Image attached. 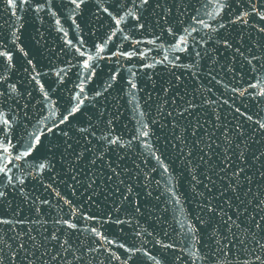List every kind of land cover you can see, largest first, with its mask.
Returning <instances> with one entry per match:
<instances>
[{"label":"water","instance_id":"obj_1","mask_svg":"<svg viewBox=\"0 0 264 264\" xmlns=\"http://www.w3.org/2000/svg\"><path fill=\"white\" fill-rule=\"evenodd\" d=\"M35 2L36 0H32L33 6ZM202 3L203 0H167L161 8H156L155 0H150L151 7L146 6L144 10L136 12V15L141 17L139 21L127 16L117 26L108 13H112L117 19L125 15L124 11H118V0H99V4L97 0H87L86 4L81 5V8L75 11H73L74 5H70L68 0H52L51 5L46 4L44 11L39 13L33 11L32 7L28 5H24L23 8L9 9L6 0H0V42L3 43L4 50H10L13 55V67L7 72L8 80L0 85V91L8 89L9 84H15L17 91L24 94L23 98L19 99V104L21 106L27 104L26 109L17 108L16 103L12 100H9L5 105L6 111L14 109L17 116L14 122L16 126H14L11 136L12 144H15L17 148L20 147L18 136L24 134L25 126L29 131L31 130L29 121L35 123L42 115H51L53 119H58L60 114L64 113V109L68 107L70 97L79 91L76 86L82 82L85 86V94L89 99L85 101L84 114H77L73 121L74 128L69 133L73 137V141L79 139V134L75 129L89 127V119L96 126L97 137L107 127V121L111 120L114 135L122 136L125 143L132 140L130 148L122 149L119 152L120 159L118 161L121 179L126 180L127 184L133 188V191L128 193L124 185L120 186V191L129 197L128 200H124L123 196L114 193L115 183L111 185V191L107 185L96 188L92 200L88 199L89 190L86 189V182H82L84 186H79L73 192V182L69 178L70 173L67 165L57 154L55 168L50 173L53 179L51 181L43 180V185L47 186L51 183V188L41 186L39 181L33 180L28 175L32 168L31 163L25 165L21 160L14 161V164L9 165L12 168L9 175L15 176L17 179H24L25 183L21 192L9 189L11 192L8 198L9 203L0 208V212H3L6 218L15 219L19 216L26 220L35 219L33 207L40 206V200L47 199L50 204L42 206V215L39 219L48 221L47 227L51 229L54 227L53 218L58 215L64 216L69 210V206L65 205L63 199L60 198L63 197L71 200L81 213L97 217V221L88 222L87 225L81 221V227L95 226L110 239L115 240L117 244L123 243L126 247L141 249L133 260L128 261V264H134V262L135 264H155L154 260L142 255L143 251L155 256L162 264H192V260L187 255L188 249L191 248L195 251L200 245L193 243L195 237L183 236L190 226L200 229L199 237L203 245L202 255L209 257L197 260L195 264H220L221 261H225V256L217 251L215 239L211 237V228L198 222V218L204 216L200 211V203L204 197H209V193L203 184L195 183L193 176L197 180L205 181V174L210 175L211 172L207 165L196 159L200 154L198 149L193 156L194 163L186 166L185 156L193 150L191 145L194 138L191 136V129L184 131L180 128L174 129L173 125L176 121L173 117L167 116V113L173 111L175 107L172 100L176 98L174 93L177 90L181 95L187 93L184 96L185 100L195 97L194 103L201 106L196 110V116H190L188 119H198L209 132L215 131L216 144H222V131H229L233 134V144H240V148L235 149L237 156L239 151L245 148V144L248 145L245 156L249 166V175H253L254 178L252 189L256 191L257 184L262 182V178L257 172L260 165L253 160V153L257 150L264 151V136L252 121L246 119V116L251 115L253 121L256 119L264 121V103H257L258 97L255 100L247 94L240 97L230 90L233 86L246 87V82L251 79L252 74L242 61H234L235 71L233 74L221 72L219 66L216 65L213 75H216L217 80L221 81L219 84L211 81L208 76L213 65L207 58L200 62L198 69L192 70L198 73L196 76L190 75L182 68L172 67L171 62L174 56L180 57V61H176V63L186 64L189 61L186 58V53L174 51L170 47L174 40L167 32L169 27L174 32L183 34L182 29L193 24L192 17L197 15L196 9H200V15L213 28L217 26V20H212L211 17L204 15L206 10L202 8ZM126 7L130 6L126 5ZM104 8H107L108 12H104ZM169 8L171 9L170 13L166 11ZM207 11H211V9H207ZM235 11L238 9L233 8L231 12L227 13L225 23ZM140 23L144 24L143 29L138 27ZM196 27L200 28L199 25ZM206 31L207 29L199 34L193 33V36L199 40V37ZM220 31L222 35L230 34L236 38L237 33L240 32V26L228 24L227 29ZM248 34V31L244 32L246 38ZM13 41L15 42L13 43ZM149 41H155V43H149ZM162 43L163 47H161ZM246 43L247 40H245ZM98 46H102L104 51L98 53ZM207 46L212 47L211 44ZM76 49L86 52L87 55L81 57ZM123 52L132 53L131 58L119 55ZM113 53L116 54L113 55ZM88 55L93 57L89 63L95 69V74L90 80L88 79L90 70L83 68V61L87 59ZM215 55L220 59L221 64L225 63L221 57L232 59L230 52H225L223 49ZM165 56H168V61H164ZM2 59L0 58V60ZM28 60H31L32 64H28ZM162 61L163 63H161ZM145 65L153 66L145 67ZM36 73H39L37 79L51 98L43 112V96L39 85L31 79ZM57 73L60 75L58 76ZM3 74L0 73V75ZM114 75L116 78L113 80L112 76ZM129 81L136 85L135 89L131 87ZM109 84L111 87L108 86ZM162 88H166L167 93L162 91ZM98 91L102 92V95L96 96L95 93ZM28 93H31V96ZM93 97L95 98L92 99ZM206 98L215 100L216 104L209 108L202 103ZM176 99L177 103H180L179 99ZM236 108H239L240 113H244V115L237 113ZM217 115L220 117L219 121L216 119ZM8 118L12 119V115L9 114ZM137 121H140V124ZM47 123L50 121L44 120L38 126L42 127ZM180 123L184 125L187 121L181 120ZM142 124L148 126L146 130L150 132V136L145 139L152 145L151 149L142 147L141 140H133L137 128ZM214 124H219L220 127L214 128ZM237 125H240L241 130L245 132L243 138L235 137L233 130ZM61 127L63 128L64 125ZM180 135L186 138L184 143L189 145L188 147L176 139ZM49 136L51 138V134ZM88 139L93 144L96 143L91 136ZM60 140L62 141L63 138L61 137ZM82 146H84L83 141L79 145H75L77 150ZM181 147L184 148L183 153L180 152ZM199 147H203V145L201 144ZM12 151L15 155V149ZM223 151V146H221L216 149L217 155H213L205 149L213 163H219ZM151 152H155V155L160 157L164 167L168 168L167 173L151 156ZM46 154L47 150L40 148L38 151H34L27 160L32 162L35 158L36 163L43 162V157ZM229 155L232 153L229 152ZM237 156H233V160L243 164L244 162L238 160ZM106 159L116 160L117 155L109 154ZM253 163L256 164L255 168L251 167ZM48 174L44 173L45 176ZM227 182L226 179L223 183ZM217 184L223 186L219 180ZM17 187L20 186L17 185ZM209 187L211 186L209 185ZM247 187L248 185L245 184V190ZM212 191L215 193L216 189H212ZM57 192L60 193V197L56 196ZM197 192H202L204 195L198 196ZM177 200L179 203H176ZM33 201L36 202L35 205H33ZM61 207L64 209L63 212L59 211ZM224 207L229 215H233L237 211L235 206L228 208L225 205ZM137 208L139 211H136ZM249 211H251V207H249ZM252 214L255 215V213ZM117 218L125 223L108 222L101 226L102 221L106 219L115 221ZM233 218L236 219L235 215ZM204 219L207 220L208 217L204 216ZM237 222L240 223V220ZM36 227L38 225L27 223L16 225L14 230L10 226H0V229H2L6 240L20 233L21 239L26 241L27 236L23 235V232L28 228ZM243 227L244 224H241V228ZM221 232L224 230L221 229ZM31 235L40 239L35 230ZM216 238L225 244L223 235L218 233ZM8 242L13 245L14 249L19 243V241L13 240H8ZM72 242L74 247L79 249L76 251V256H83L82 260H75L71 255L65 254L67 260L72 264H123L128 255L116 244L108 245L103 241H95L87 232L73 237ZM28 244L30 245L31 242L28 241ZM99 244H104V247H101L98 252L88 250ZM162 244H172L175 247L165 249L161 247ZM227 247L229 246L225 244L226 264H241L246 253L241 252L238 245H232L233 251L231 252L227 251ZM105 248L116 252L121 259L110 258L109 252L105 251ZM181 248L184 249L183 252L180 251ZM23 257L24 252L21 251L15 264H22V262L27 264ZM58 264H66V261H59Z\"/></svg>","mask_w":264,"mask_h":264},{"label":"snow or ice","instance_id":"obj_2","mask_svg":"<svg viewBox=\"0 0 264 264\" xmlns=\"http://www.w3.org/2000/svg\"><path fill=\"white\" fill-rule=\"evenodd\" d=\"M167 0H155V7L161 8L163 3ZM52 0H36L33 6L32 0H6V5L9 9L15 7L23 8L24 5L32 7L33 11L39 13L44 11L45 5H51ZM70 5H74L73 11L80 9L81 5L87 3V0H68ZM99 4V0H97ZM130 6V7H126ZM151 7L150 0H118V11H124L125 15L120 16L119 19L116 18L112 13H108L112 16L115 24L119 26L122 21L126 19L127 16H131L136 20H140L141 17L136 15V12L144 10L145 7ZM202 8L206 11L204 15L211 17L212 20H217V26L212 27L203 17L200 15V9H196L197 15L192 17L193 24L189 27H184L182 29L183 34H178L174 32L171 27L167 29L169 35L173 37L174 42L170 47L174 51H179L181 53L187 54V60L189 63H176L180 61L179 56H174L172 63L173 68H182L189 72L190 75L196 76L197 72H193L194 68L198 69L200 62L207 58L212 62L213 67L210 69L208 76L211 81L219 84L220 80H217L216 75L213 73L216 71L215 66L218 65L221 72L225 74H233L235 71V62L242 61L247 67L249 72L252 74L251 79L246 82V87H236L233 86L230 90L236 93L240 97H244L247 94L252 99H256L257 103H264V0H203ZM233 8H237L238 11L233 12L231 17L227 18V23L224 22L225 17L228 12H231ZM211 9V11H207ZM104 12H108L107 8L103 9ZM167 12H171V9H167ZM15 14V13H13ZM54 16L55 13L53 12ZM219 18V19H218ZM59 23V21H57ZM228 24L233 26L239 25L240 32L237 33V37L233 38L229 35H222L221 29H227ZM199 25L200 28H197ZM140 29L144 28V24H138ZM204 32V35L199 37L197 40L193 33L199 34ZM248 31L247 38L244 36V32ZM15 36V33H13ZM191 38V39H189ZM127 39V37H125ZM245 40L247 43L245 44ZM15 41H13L14 43ZM202 42V43H201ZM71 43V42H69ZM140 43V41H137ZM149 43H155V41H149ZM211 44L212 47L207 45ZM163 47V43L161 44ZM191 49V50H190ZM223 49L225 52H230L232 59L229 60L227 57H221L225 60V63L221 64L220 59L217 58L215 53H219ZM23 52V49H21ZM81 57L87 55L86 52L76 49ZM104 51L102 46H98V53ZM27 55V53H24ZM116 53H113L115 55ZM119 55L131 58L132 53L123 52ZM0 85L7 82V72L13 67L12 60L13 55L10 50H4V45L0 42ZM93 59L92 56L88 55L87 59L83 61V68L90 70L88 79L95 74V69L92 64L89 63ZM168 56L164 57V61H168ZM163 63V61L161 62ZM28 64H32L31 60H28ZM153 65H145V67H152ZM63 71V70H61ZM59 76L60 73H57ZM39 73L31 77L32 80L39 85L40 92L43 96V107L47 108L50 97L44 86L40 84L37 79ZM115 75L112 76L114 80ZM179 79V77H177ZM133 89L136 85L129 81ZM111 87V85H108ZM76 87L79 88L78 92H75L73 96L69 99L68 107L64 109V113H61L58 119H53L51 115H42L37 119L35 123L29 121L31 124V130L25 126L24 134L18 136L19 148L15 144H12L11 136L13 133L14 122L17 119L14 109H5V105L9 100L16 103L17 108L23 107L27 108V104L21 106L19 104V99L23 98V93H19L16 89L15 84H9L8 89L0 91V208L4 204L9 203V196L11 192L9 189H15L17 192L22 191V187L25 183L24 179H17L15 176L9 175L12 172V168L9 165L14 164V161L23 160L25 165L31 163L32 168L28 175L31 176L33 180L39 181L41 186L43 185V180L47 179L51 181L53 177L51 176L52 170L55 168V161L57 159V154H59L60 159L64 164L67 165L68 172L70 173V179L73 182V192H75L79 186H84L82 182H86V189L89 190V200H92L93 195H95V189L107 185L111 189L113 183L116 184L114 193H118L123 196L124 200H128L129 197L120 191V186L124 185L126 191L131 193L133 188L128 185L126 180L121 179V171H118L119 164V152L122 149L130 148L132 140L127 143L124 142L122 136L114 135L111 128V120L107 121V127L101 131V134L97 137L96 126L92 124L89 119V127H79L75 131L79 134V139L73 141V137L69 135L73 131L74 124L77 114L83 115V109L86 107L85 101L89 97L85 94L84 83L78 84ZM178 89V86H176ZM252 90V91H250ZM162 91L167 93L166 88H162ZM210 91V90H209ZM31 96V93H28ZM96 96L102 95V92H96ZM181 95L177 90L174 93V97L178 98L180 103H177V99L174 98L172 103L175 105L173 111H169L167 116L173 117L176 123L173 128H180L182 131L191 129V136L194 138L192 141V151H189L185 156V164L192 165L194 163L193 156L195 151L198 149L199 156L196 157L201 163L209 167L210 175L205 174V181L197 180L193 176V180L197 185L203 184L205 190L208 191L209 197H204L203 201L200 203V211L207 216L208 219L205 220L204 216L198 218V222L206 227L211 228V237L215 239L217 246V251L225 256V261H221L220 264H226L227 254L225 251V244L228 245L227 251H233L232 245H238L239 250L246 253L241 261V264H264V151H259L253 153V160L258 162L260 168L257 169L259 176L262 178V182L257 184L256 191H253L252 185L254 183L253 175H249L248 162L245 156L248 145L245 144V148L240 150L237 156L235 149L240 148V144H233L234 136L229 131H222L223 136L222 144H216L215 141V131L209 132L204 124H201L198 119H188V117H195L196 110L201 106L194 103L195 97L193 99L185 100L184 96ZM93 97L92 99H94ZM203 104L212 108L215 104V100L205 99ZM227 103V101H224ZM237 113H240V109L236 108ZM175 113V115H174ZM12 115V119L8 118V115ZM244 115V113H240ZM141 115H143L141 113ZM259 115V114H257ZM70 117L72 118L70 120ZM26 118V117H25ZM217 121L220 117L217 115ZM246 119L252 121L256 125L257 130L260 131L261 135L264 136V121L256 119L253 121L251 115H247ZM48 120L50 123L43 124L39 127L42 121ZM181 120H186L187 123L182 125ZM140 124V121H137ZM61 125H64L62 128ZM147 124H142L141 127L137 128L136 135L133 136V140H141L142 147L146 149H151L152 145L147 139L150 136V132L147 129ZM219 124H214V128H219ZM226 127V126H225ZM235 137L243 138L245 132L241 130V126L237 125L233 130ZM59 133V135H57ZM51 134V138L49 136ZM92 137L96 143L93 144L88 137ZM63 138L61 141L60 138ZM177 140L180 141L182 145H186L185 137L183 135L177 136ZM47 141V144H45ZM81 141L84 142V146L80 147L79 150L75 145H79ZM203 147H199L200 145ZM215 145V148H214ZM223 146L222 158L219 163H213L208 152L213 155H217L216 149ZM40 148H45L47 154L43 157V162L36 163L35 158L32 162H29L27 158L32 156L34 151H38ZM13 149H15L16 154L13 155ZM22 149V150H21ZM205 149L208 152H205ZM184 148H180V152L183 153ZM229 152L232 155H229ZM109 154H116L117 159L111 160L106 159ZM153 158L163 167L165 173L168 172V168L164 167L163 161L159 156L155 155V152L150 153ZM233 156H237V159L243 161L244 163H237L233 160ZM199 167V165H196ZM251 167L255 168L256 164L253 163ZM49 173L47 176L44 173ZM227 179V183H223ZM220 181L223 185L218 186L217 181ZM245 184L248 185L247 190H245ZM19 185L20 187H17ZM209 185L211 187H209ZM47 188H51V183H49ZM212 189H216L214 193ZM171 191V189H170ZM231 193V195H229ZM173 195H175L173 193ZM196 195L203 196L202 192H197ZM57 197H60V193H56ZM63 199V203L69 206V210L64 216L58 215L53 218L52 223L54 227L51 229L47 227L48 221H40V216L42 215V206L49 205L50 201L47 199L40 200V206H34L32 211L35 213V219L26 220L25 218L17 216L15 219H9L5 217L3 212H0V226H10L12 230L15 229L16 225H24L31 223L33 225H38L36 228H28L23 232V235L27 236V240L21 239V234L17 233L16 236H11L8 240L19 241L16 248L5 239V235L0 229V264H15L16 260L19 258V253L24 252L23 260L27 261V264H58L59 261H66V264H72L71 261L67 260V255H71L75 260H82L83 256H76V249L72 242L73 237H78L83 235L85 232L89 233L95 241H103L108 245L116 244L120 249H124V252L128 255L123 261V264H128V261L133 260L137 252L141 249L135 247H126L125 244L119 243L115 240L110 239L102 231H100L95 226H85L81 227L80 222L83 221L87 225L88 222L97 221V217L81 213L76 205L73 204L71 200ZM39 199V198H37ZM216 201V203H213ZM179 203V200L176 201ZM36 202L33 201V205ZM225 205L228 208L235 206L237 211L233 215H229L225 210ZM251 207V211H249ZM60 212L64 209L59 208ZM139 211V208L136 209ZM252 213H255L253 215ZM240 220V223L237 221ZM112 222L116 224L125 223L117 218L115 221H110L108 219L101 222L103 224ZM241 224L244 227L241 228ZM183 227V225H182ZM42 229V231H41ZM221 229L224 232H221ZM236 229V231H233ZM37 231L40 239L37 236L31 235L33 231ZM23 231V230H22ZM200 229L195 226L188 227V230L183 233L184 237H195L193 243L200 245L195 251L191 248L188 249L187 255L192 260V264H195L197 260L208 259L209 257L203 256V245L199 237ZM223 235L225 244H222L221 240L216 238L217 234ZM228 234H231L230 236ZM139 235V233H137ZM28 241L31 244H28ZM104 244H99L96 247H91L89 251L98 252ZM161 247L165 249H173L175 246L172 244H162ZM105 251L109 252L110 258L115 260H120V255L116 252L105 248ZM180 251H184L183 248ZM67 254V255H65ZM143 256L148 257L150 260H154L155 264H162L160 260H157L155 256H152L149 252L143 251ZM138 259V258H137ZM23 264V262H22ZM135 264V262H134Z\"/></svg>","mask_w":264,"mask_h":264}]
</instances>
